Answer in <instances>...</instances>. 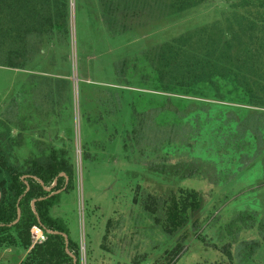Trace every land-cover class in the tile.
<instances>
[{"label": "rangeland", "instance_id": "rangeland-1", "mask_svg": "<svg viewBox=\"0 0 264 264\" xmlns=\"http://www.w3.org/2000/svg\"><path fill=\"white\" fill-rule=\"evenodd\" d=\"M245 2L195 0L151 19L143 0L131 5L142 8L134 17L125 4L127 18L122 4L109 12L99 0H68L64 35L26 32L2 5L0 138L10 139L1 145L20 163L67 154L73 186L47 215L78 242L80 264H264V109L156 90L145 58L185 33L213 25L218 33L230 7ZM15 57L24 64L11 67ZM234 124L238 133H224ZM177 187L198 193L183 226ZM7 235L0 264H20L45 238L38 229L23 241L14 230L0 239Z\"/></svg>", "mask_w": 264, "mask_h": 264}, {"label": "trees", "instance_id": "trees-1", "mask_svg": "<svg viewBox=\"0 0 264 264\" xmlns=\"http://www.w3.org/2000/svg\"><path fill=\"white\" fill-rule=\"evenodd\" d=\"M140 1L124 0L125 4L128 2L130 5L132 15L129 16H137L143 8L149 12L151 19L171 17L195 3V0H143L144 7H131L133 3L139 4ZM99 2L109 12L120 9L122 4L119 16L127 18L129 5L121 2L118 4L114 0ZM4 3L9 14H15L22 19L26 32L31 27L38 35L66 33L68 0H0V13ZM111 18L114 17L104 12L106 21ZM223 23V29L220 28L218 33L215 32L218 25H213L152 47L145 58L149 67L155 71L154 88L189 99H207L210 93L211 99L218 102L235 101L264 109V0H246L245 4L231 6L230 11L225 13ZM19 59L22 57H15L16 63L13 65L10 58V66L20 67L17 62ZM24 62L23 58L22 63ZM211 109L214 108L208 107L204 111V117L211 116ZM222 109L226 114V109ZM20 129L19 133L26 130L25 127ZM236 130V124L229 125L224 133H234ZM23 138L19 135V139ZM9 139L8 135L0 138V233L14 230L15 238L23 241L30 235L33 236L34 230L42 231L44 240L37 242L20 264H72V259L65 253L63 237L47 234L45 231L63 233L68 239L67 249L76 259L75 264H80L78 242L69 238L67 228L61 220L53 221L47 215V210L58 204L61 192L35 202L34 207L40 223L30 207L32 200L45 198L50 194L32 177L39 179L44 187H50L54 179L62 173L68 179L62 192L72 188L70 159L62 151H43L37 156L22 159L20 163L19 155L7 143L1 145L9 142ZM169 164L174 166L176 162L170 159ZM154 170L156 171V167ZM178 174L181 176L185 172L179 170ZM24 176L27 178L22 180L21 177ZM63 186L64 179L58 178L52 192L62 189ZM171 194L176 206L174 219L177 225L183 226L187 222L189 211L199 209L198 193L177 187ZM17 208L20 217L12 224L17 217ZM9 238L7 235L0 239V246Z\"/></svg>", "mask_w": 264, "mask_h": 264}, {"label": "water", "instance_id": "water-1", "mask_svg": "<svg viewBox=\"0 0 264 264\" xmlns=\"http://www.w3.org/2000/svg\"><path fill=\"white\" fill-rule=\"evenodd\" d=\"M60 177L63 178L64 181H65L63 188L60 189V190H57V191H53V192H52V189L55 188V186H56V184H57V180H58V178H60ZM26 178H27V177H25V176H24V177H21L22 180H24V179H26ZM32 178H33L34 180H36V181L42 186V189H43L45 192H49V193H50L47 197H45V198H40V199H38V200H32L31 203H30V207H31L32 213H33V215L35 216L37 222L40 223V221H39V217H38V215H37V213H36V211H35V207H34L35 202H36V201L44 200V199H46V198H49V197H51V196H53V195H56V194L62 192V191L66 188V186H67V181H68V179H67V177H66L64 174L61 173V174L58 175L57 178L54 179V181H53V183H52V185H51L50 187H44L43 184H42V182H41L39 179H37V178H35V177H32ZM26 191H27V188H26ZM16 212H17V217H16V220H15L12 224L16 223V222L18 221L19 217H20V211H19L18 208H17ZM45 232H46L47 234L60 235V236L63 237V239H64V245H65V249H64V250H65V253H66V254L72 259V264H75V263H76V259H75V257H74V256L68 251V249H67V244H68L67 236H66L65 234H63V233H60V232H52V231H49V230H46Z\"/></svg>", "mask_w": 264, "mask_h": 264}]
</instances>
